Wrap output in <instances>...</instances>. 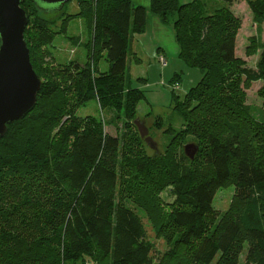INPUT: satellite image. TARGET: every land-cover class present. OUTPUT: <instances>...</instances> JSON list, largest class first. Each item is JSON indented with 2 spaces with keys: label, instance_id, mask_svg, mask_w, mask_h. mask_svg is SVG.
I'll list each match as a JSON object with an SVG mask.
<instances>
[{
  "label": "trees",
  "instance_id": "obj_1",
  "mask_svg": "<svg viewBox=\"0 0 264 264\" xmlns=\"http://www.w3.org/2000/svg\"><path fill=\"white\" fill-rule=\"evenodd\" d=\"M219 1L224 4L208 12L203 0H149L148 7L132 0H78L88 6L90 54L94 58L102 54L107 61L113 95L123 91L130 42L134 34L144 31L148 11L162 24L171 25L178 58L202 73L181 100L171 90L181 126L172 129L166 149L174 137L189 134L198 150L193 159L183 157L188 164L200 158L205 167L193 174L186 165L171 182L178 196L168 212L177 229L173 244L187 249L190 264H239L237 253L242 247L234 248L241 240L246 261L264 264V141H260L264 135L257 128L264 130V103L261 108L245 103L240 87V76L243 83L263 79L264 67L259 72L237 69L240 20L226 5L233 0ZM247 1L256 11L264 0ZM28 2L37 15L30 27L27 24L24 40L42 86L34 108L9 124L0 138V264H87L86 259L91 264H153L144 239V209L118 197L129 161L120 139L94 117L68 115L62 120L61 115H41L39 123L31 115L41 99L51 95L34 53L51 44L57 31L53 19L31 0H23L28 22ZM64 7L58 17L66 15ZM260 34L258 27L257 37ZM258 44L264 50V43ZM72 67L79 68L76 63ZM81 74L88 78L86 71ZM127 79L129 93L136 96L133 103L140 101L143 91L130 85V76ZM179 80L174 74L170 84ZM93 97L88 94L85 99ZM242 125L248 132L252 126L258 129L252 134L258 146L249 152L244 148ZM137 174L141 187L157 186L148 181L140 163L132 177ZM228 182L237 209L214 220L215 194Z\"/></svg>",
  "mask_w": 264,
  "mask_h": 264
},
{
  "label": "rangeland",
  "instance_id": "obj_2",
  "mask_svg": "<svg viewBox=\"0 0 264 264\" xmlns=\"http://www.w3.org/2000/svg\"><path fill=\"white\" fill-rule=\"evenodd\" d=\"M188 1L191 0H180L182 3ZM132 2L145 7L149 4V0ZM222 4L224 2L219 0L202 2L208 12ZM226 5L240 20V27L236 33L235 53L241 64L237 69L246 67L259 72L261 67H264L262 64L264 50L258 44L264 43V1L256 5V11L247 0H233L231 4ZM26 8L30 16L28 22L30 27L37 14L29 2ZM43 12L47 14L48 19H53L51 24L57 33L51 44L34 53L37 69L48 81L51 89V95L41 99L39 106L31 114L34 115L35 122L40 123L41 115H61L62 120L68 115L80 118L94 117L102 123L106 132L116 135L125 147L124 151L129 155L126 165L128 174L125 176L128 178L124 177V184L119 186L118 197L129 200L135 209L140 207L144 209L145 214L142 217L144 239L151 249L152 263L190 264L187 249L172 242L177 229L169 222L168 212L172 204L178 201V196L174 194L171 182L179 176L186 165L191 168L193 174L203 172L205 167L200 158H195L188 164L183 157L184 146L187 143L197 145L193 136L183 134L174 137L173 144H169L168 149L166 144L174 132L172 129L181 126V118L174 109L170 81L174 74L179 75L178 88L174 89V92L181 100L189 88L201 79V71L196 67L187 66L178 58L171 25L162 24L156 15L148 11L144 31L134 34L130 42L126 72L121 79L123 91L119 95H113L110 91L112 80L107 75V61L102 54L96 55V58L90 54L88 6H81L78 0H69L64 7L66 15L63 17H58L60 11ZM257 15L262 19L259 20ZM56 17L58 18L54 20ZM64 18L67 20L65 29L62 30ZM258 27L261 28L259 37ZM83 45H87V48ZM160 55L165 58V66L160 64ZM74 63L79 68L72 67ZM83 70L88 74L87 79L82 77ZM128 76L130 85L143 91L144 95L140 101L133 103L136 96L135 93H129ZM240 79L245 103L261 108L264 103V78L245 83L243 76H240ZM88 94L94 97L85 99ZM135 119L145 123L148 135L156 143L155 148H151L139 136L134 124ZM247 125H242L241 132L244 148L249 152L252 146H258L256 139H252L254 131L259 129L263 136L264 130L252 126L248 132ZM260 141L264 140L261 138ZM250 142H253V145H250ZM139 163L144 166L148 181L155 183L157 188L141 187L140 174L132 177L137 173ZM213 207L216 213L214 220L225 212L228 215L235 212L237 199L231 182L216 192ZM238 241L239 245L234 248L235 250L242 247L237 253L238 263L251 264L245 258V242ZM86 261L87 264L92 263L88 259Z\"/></svg>",
  "mask_w": 264,
  "mask_h": 264
},
{
  "label": "water",
  "instance_id": "obj_3",
  "mask_svg": "<svg viewBox=\"0 0 264 264\" xmlns=\"http://www.w3.org/2000/svg\"><path fill=\"white\" fill-rule=\"evenodd\" d=\"M43 11H62L69 0H31ZM23 0H0V138L13 121L23 118L35 106L42 79L32 67L29 49L24 40L28 14L21 7ZM141 138L151 147L156 143L148 135L143 121L134 120ZM198 146L187 143L184 153L193 159Z\"/></svg>",
  "mask_w": 264,
  "mask_h": 264
},
{
  "label": "built area",
  "instance_id": "obj_4",
  "mask_svg": "<svg viewBox=\"0 0 264 264\" xmlns=\"http://www.w3.org/2000/svg\"><path fill=\"white\" fill-rule=\"evenodd\" d=\"M159 61H160L161 66L166 65L165 58L162 55L159 56ZM171 86H172V89L174 90V89L178 88V83H173Z\"/></svg>",
  "mask_w": 264,
  "mask_h": 264
},
{
  "label": "crops",
  "instance_id": "obj_5",
  "mask_svg": "<svg viewBox=\"0 0 264 264\" xmlns=\"http://www.w3.org/2000/svg\"><path fill=\"white\" fill-rule=\"evenodd\" d=\"M163 56V55H162ZM164 57V56H163Z\"/></svg>",
  "mask_w": 264,
  "mask_h": 264
}]
</instances>
